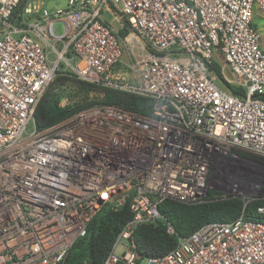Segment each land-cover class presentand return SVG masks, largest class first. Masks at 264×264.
Listing matches in <instances>:
<instances>
[{"label": "built area", "instance_id": "2783aa9c", "mask_svg": "<svg viewBox=\"0 0 264 264\" xmlns=\"http://www.w3.org/2000/svg\"><path fill=\"white\" fill-rule=\"evenodd\" d=\"M22 1L0 0V264H59L103 206L127 202L132 218L103 264H137L133 232L161 217L163 201L206 203L221 174L245 165L256 175L244 190L264 194V45L252 28L264 0H42L12 16ZM122 47L127 84L107 78ZM63 61L62 73L150 99V115L100 105L36 129ZM243 201L234 220L204 224L140 264H264V207L247 218Z\"/></svg>", "mask_w": 264, "mask_h": 264}, {"label": "trees", "instance_id": "16d2710c", "mask_svg": "<svg viewBox=\"0 0 264 264\" xmlns=\"http://www.w3.org/2000/svg\"><path fill=\"white\" fill-rule=\"evenodd\" d=\"M25 3L26 0H23L12 16L17 17ZM128 32L123 26L120 35L124 37ZM117 66L118 63L113 70ZM213 66L220 75L219 67L215 64ZM227 86L233 94L243 96L242 89ZM100 105L119 107L142 116L150 115L152 109V101L148 98L89 83L70 73L58 72L35 108V128L43 130L79 111ZM209 197L210 201L202 204L163 201L158 207L161 217L154 222L139 224L133 232L137 264L166 254L179 238L188 237L204 224L231 221L241 214L244 205L241 198H223L216 191L210 192ZM258 207H264V199L248 201L244 210L245 217L260 219L256 213ZM131 218L129 202L117 209L103 206L88 223L86 235L76 240L59 264H103L112 252L118 234ZM167 224L173 228V234L167 232ZM117 264L124 263L120 261Z\"/></svg>", "mask_w": 264, "mask_h": 264}, {"label": "rangeland", "instance_id": "374dc122", "mask_svg": "<svg viewBox=\"0 0 264 264\" xmlns=\"http://www.w3.org/2000/svg\"><path fill=\"white\" fill-rule=\"evenodd\" d=\"M25 4H31L35 7H38L39 9H41L43 5L42 0H26ZM102 14H103L104 19L107 21V23L111 27H113L114 29H119L121 27L122 25L121 22L115 20L110 13L103 11ZM252 28L256 29L260 33V43L264 45V17L262 15L257 14L253 16ZM53 29H54V34L56 36L63 35L64 33V27L61 22H56L54 24ZM50 45H52V43H50ZM55 48L57 51L58 50L61 51V48H62L61 43H58L55 46ZM46 53H47L48 62L53 63L57 58L56 54H54L50 48L46 49ZM68 54H70V56H66L64 58L72 60L71 53L69 52ZM70 63H73V61H71ZM132 63L133 61L129 58V56L127 55V53L124 51L122 47V56L118 62V66L116 69L112 70L107 75L108 80L112 82H116V83H122V84L133 82L134 73L131 69ZM65 69H66L65 62L64 61L60 62L59 71L56 72V75L61 70L63 71ZM216 86L220 89H223L224 87L223 84L219 80L216 82ZM33 130H34L33 124L29 122L28 125L26 126V130L22 138L31 134ZM255 175H256L255 170L251 169V166L249 165L243 166L241 171H237L235 174L231 173V176L221 174L219 177L220 185L215 186L210 192L216 191L221 194V197L223 195L224 196L232 195V196L239 197L243 200H248V201L255 200V199H264V194L261 195L262 194L261 192H259V195H258V194H254V193H250L246 191L248 189L244 190V185H247L252 179V177ZM237 189L244 190L243 194L241 193V195L240 194L236 195L237 193H235V191Z\"/></svg>", "mask_w": 264, "mask_h": 264}, {"label": "water", "instance_id": "95a60500", "mask_svg": "<svg viewBox=\"0 0 264 264\" xmlns=\"http://www.w3.org/2000/svg\"><path fill=\"white\" fill-rule=\"evenodd\" d=\"M64 4H65V1H62L61 5H64ZM53 6H54V2L53 1H48L47 4H46V8L47 9H50Z\"/></svg>", "mask_w": 264, "mask_h": 264}, {"label": "crops", "instance_id": "0c3cea01", "mask_svg": "<svg viewBox=\"0 0 264 264\" xmlns=\"http://www.w3.org/2000/svg\"><path fill=\"white\" fill-rule=\"evenodd\" d=\"M255 15H257V14H255Z\"/></svg>", "mask_w": 264, "mask_h": 264}]
</instances>
